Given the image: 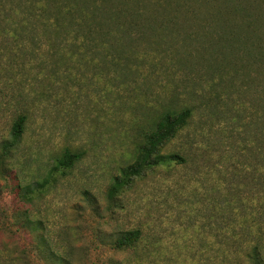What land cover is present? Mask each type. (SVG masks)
Listing matches in <instances>:
<instances>
[{"label":"rangeland","instance_id":"obj_1","mask_svg":"<svg viewBox=\"0 0 264 264\" xmlns=\"http://www.w3.org/2000/svg\"><path fill=\"white\" fill-rule=\"evenodd\" d=\"M195 1L123 0L139 18H117L123 32L111 23L103 42L81 35L89 23L76 37L70 25L21 31L0 6V144L27 116L0 164V264H264V0ZM185 108L162 150L183 161L110 196L161 113ZM67 148L82 157L21 198L18 184L46 176ZM132 229L136 245L115 247Z\"/></svg>","mask_w":264,"mask_h":264},{"label":"trees","instance_id":"obj_2","mask_svg":"<svg viewBox=\"0 0 264 264\" xmlns=\"http://www.w3.org/2000/svg\"><path fill=\"white\" fill-rule=\"evenodd\" d=\"M13 1L0 0V6H7L9 4L12 6L4 9L1 19L2 23L20 24L17 27H20L21 31L34 28L33 26L36 24H41L46 27L52 26L58 32L65 30V27L70 25L72 27L69 30L75 31L73 37L79 35L77 31L82 29L84 23H91L85 26L86 28L83 27L82 30H85V32H82L81 35L86 39L90 37L101 38V42H103L104 38L106 41H109L110 36L114 35L113 31L109 28V30H104L111 23L116 22L120 29L119 33L123 32V27L125 26L120 24L119 20L116 21L117 18H126L124 20L131 21L128 22L129 26H131L133 22H137L140 13L138 10L135 11L125 6L124 2H122L123 0H117L116 3L115 0H19L16 6L13 4ZM121 2L122 5H120ZM198 2L200 1L196 0L194 3L197 5ZM106 3L110 5L115 3V6L105 7ZM169 3V1H166V4ZM177 4L183 5L185 3L179 4L177 2ZM173 5H175V2ZM171 19L169 16L166 18V20ZM92 23L96 25H92ZM101 42L95 43L102 44ZM189 116L190 109L188 108L180 111L168 110L161 113L156 123L143 135L142 141L136 145L135 151L137 153L135 160L131 164L121 167L119 174L114 177L109 189V195L112 196L115 192L128 186L133 177L140 176L146 169L183 161V158L178 153H164L162 150L176 136L178 131L186 125ZM26 121L27 116L25 114L18 115L11 124L8 137L0 144V164L3 169L8 167V159L13 157V152L21 142ZM81 157V152H73L68 148L65 149L46 176L31 183L23 182L22 184H18L19 196L27 202H32L51 186L52 180L55 178L54 173H65ZM24 213L26 215L27 211ZM25 219L32 222L28 215H26ZM141 235L140 229L124 231L114 240V246L117 248L134 247L136 242L141 238ZM41 241L47 244L44 236H41L39 243ZM48 252L50 258L54 261L58 258L61 261H65L55 251L49 250ZM258 256L257 246H254L252 250V257H255L254 263H259L256 259ZM65 263L63 262V264Z\"/></svg>","mask_w":264,"mask_h":264}]
</instances>
